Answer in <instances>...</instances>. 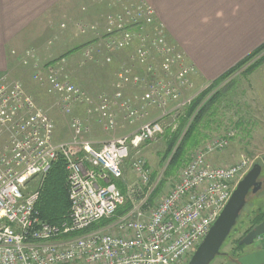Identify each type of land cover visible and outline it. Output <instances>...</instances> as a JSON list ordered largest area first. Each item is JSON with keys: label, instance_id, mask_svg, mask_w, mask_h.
<instances>
[{"label": "built area", "instance_id": "2783aa9c", "mask_svg": "<svg viewBox=\"0 0 264 264\" xmlns=\"http://www.w3.org/2000/svg\"><path fill=\"white\" fill-rule=\"evenodd\" d=\"M105 1L118 6L104 14L105 22L77 24L79 33L91 35L85 59L99 62L103 54V61L110 62L106 54L133 47L135 61L147 71L131 74L125 68L116 75L113 94L92 95L58 68H50L44 77L37 68L33 79L45 88L51 106L68 117L70 140L54 141L49 109L20 82L0 81V264H187L249 170L244 157L228 165L207 161L229 145L235 134L230 128L207 140L158 204L146 210L153 190L150 171L139 154H132L162 133L161 119L167 113L195 98L197 94L182 97V90L192 87L195 67L155 24L147 2ZM153 56L156 63L150 61ZM128 82L146 87L139 105L123 94L121 86ZM150 107L161 111L131 133L89 139L94 124L113 130L119 112L132 124L147 117ZM59 157L67 173L69 214L49 224L39 217L36 203L44 177ZM127 168L137 182L125 184L123 191L118 183ZM138 191L143 195L135 199ZM126 204L125 213L115 218Z\"/></svg>", "mask_w": 264, "mask_h": 264}, {"label": "rangeland", "instance_id": "374dc122", "mask_svg": "<svg viewBox=\"0 0 264 264\" xmlns=\"http://www.w3.org/2000/svg\"><path fill=\"white\" fill-rule=\"evenodd\" d=\"M137 1L138 0H133V2ZM100 2H102V0H87L86 3H89L88 7H90L91 3L92 6H94L101 4ZM130 2L131 0H129V3ZM73 6L74 2L67 1L59 2L49 9L43 15L44 25L37 33L39 34L38 40L40 38L45 39L50 33H53L56 30H59L56 32L64 31L62 30L65 29L63 13L68 10V8L71 9ZM107 7L109 13L114 12V10L118 8L114 3H107ZM86 13L88 12L86 11ZM101 15L102 12H95L94 14L88 13L84 16L85 24L101 25V23L106 20V17ZM78 28L79 31H82L81 26ZM90 29L94 28L90 27ZM64 40L65 38L62 33L59 39L51 40L50 36V40H46L44 45L47 47L50 44L63 42ZM83 52L80 48V50L72 52V55L67 58L64 57L58 60L54 59L51 63L47 64V62L39 61V58L37 57V49L31 48L25 52V54H27V58H31L33 64L28 60H24V58L20 59L21 63L24 65L19 64L12 74L9 73V75H2L0 81L5 79L9 83H12L15 81L19 82V80L24 78L30 80V77H33L34 74H36L37 68L41 73L48 72L50 68H58V71H61L62 74H66L73 82L78 83L81 87H85L86 89L95 92L97 87L95 88L94 84L98 83L102 85L101 90L108 92L110 89L106 87V84L109 83V80L106 79L108 73H114L117 75L118 72H124L125 68L130 69L131 74H141V72L145 73L147 71L146 65L135 61V48L133 47L112 51L109 54H106L110 57L111 61L112 59L114 61H120L117 65H113V63H110V65L108 64L109 62L103 61V54H100V59L98 60L101 62H95L92 59H89V57L85 59V54ZM262 57H264V49L249 60L243 62L237 70L230 74V77L227 80H224L218 86L209 83L205 87L206 89L211 88L207 93L208 95L206 99L218 89L221 90V93L219 98L216 99L217 101L213 103L210 108L211 115L206 114L204 117V123L203 121L200 122L201 126L195 137L197 145L189 147L186 150L184 160L181 163L178 162L171 165L170 160L174 148L177 146L176 144L180 143L182 137L186 134L190 120L193 117L192 115L188 118L190 115L187 111L192 101L189 104L182 105L178 110L167 113V115L161 119L162 133L157 135L153 140L143 144L138 153L133 152L132 154L133 156L139 154L150 171V182L153 186V190L149 195L146 210H151L158 204L160 199L170 190L173 183L178 180L181 171L190 158L204 147L207 140L214 137L224 136L228 130H231L230 128L234 129L235 134L229 139V145L222 151L210 154L209 156L212 157L209 158L208 156L207 161L212 164L228 165L235 163L239 158L244 157L247 160V166H250L249 169L255 163H259L262 166L259 176V180L262 182L261 189L257 193L250 194L247 197V202L241 211L235 226L232 228L230 234L221 246V253L219 256H216L211 264H237L230 260L229 256L237 258L242 254L264 246V236L258 237L250 245L238 246L237 244V239H241L244 231L249 228L252 218L256 214L264 212V58L261 59ZM157 60L158 58L153 56L150 61L156 63ZM30 82L31 84L33 83V88H31V91L33 90V92L30 91V93L33 94V98L37 99L43 108L49 109L48 113L53 118L54 141L59 142L70 140L72 138V133L68 129V117L57 112L54 109L53 104L51 106L45 88L35 84L34 80H31ZM121 88L124 90L127 88L133 90L132 93L135 94V97L131 100L135 105H139L140 97L146 89L144 85L134 86L131 82L122 84ZM205 88L199 87L198 85L193 88L192 83L191 88L182 90V97L185 99L190 93H192V95H198L201 91L205 90ZM206 99L203 103L206 102ZM153 110L155 111V114L151 115ZM160 111V109L158 110L157 108L150 107L148 109V117L152 118L157 112L159 114ZM118 115L119 117L115 129L105 131L99 128L101 134L98 138L96 136L98 131L96 129L93 131L91 130V135L90 133L88 134L89 139H109L111 137H117L127 131L125 126H132L136 123L130 124L125 121L122 112H119ZM128 133H130V131L125 134ZM174 135H176L175 139H173ZM172 140H174V143L169 152L167 147ZM134 182H137V179H135L132 171L127 168L124 173V179L119 185L124 191L126 185H132ZM142 195V191H138L134 193V198L139 199Z\"/></svg>", "mask_w": 264, "mask_h": 264}, {"label": "crops", "instance_id": "0c3cea01", "mask_svg": "<svg viewBox=\"0 0 264 264\" xmlns=\"http://www.w3.org/2000/svg\"><path fill=\"white\" fill-rule=\"evenodd\" d=\"M67 1L74 2L75 6L63 13L64 25L67 27L62 29L64 31L56 32L59 31L56 30L50 33L48 37L43 38L44 40L41 38L38 40L39 34L37 33L44 25L43 15L55 4ZM144 1L153 8L155 24L163 28L168 41L176 44L185 54L186 61L194 65L195 71L191 74L193 88L197 85L205 88L264 43V0ZM86 2L87 0H0V77L14 73L17 66L23 64L20 59L24 58L33 64L31 58H27L25 54L31 48L37 49L39 61L47 62V64L54 59L69 57L72 55L69 53L70 50L77 46H80L83 52L91 40V35L81 34L80 36L79 32L76 34L78 28L75 22L84 21V16L88 13L102 12L103 14L109 10L105 3L100 2L101 4L94 6L91 3L88 7L89 3ZM85 7L86 10H84ZM62 33L65 38L63 42L57 41L58 43L47 47L44 45L46 40H50V36L51 40L59 39ZM110 63L117 65L120 61L112 59L108 64ZM141 74L145 73L141 72ZM106 79L109 80L106 84V87L110 88L108 92L101 90L102 85L98 83L94 84L95 88L97 87L95 92L85 87L82 88L92 95L101 92L113 94L117 82L116 74L108 73ZM31 80H34L33 77H30V80L24 78L19 82L33 97L30 93L33 88ZM34 83L44 88L38 81L34 80ZM132 91L127 88L123 90V94L132 99L135 97ZM35 100L39 104V101ZM154 114L153 110L151 115ZM157 114L152 118L147 116L132 126H125L126 132L131 133L141 123L154 119ZM99 128L96 124L91 128L92 131L95 129L98 131L97 138L101 134ZM125 133L117 137L124 136Z\"/></svg>", "mask_w": 264, "mask_h": 264}, {"label": "trees", "instance_id": "16d2710c", "mask_svg": "<svg viewBox=\"0 0 264 264\" xmlns=\"http://www.w3.org/2000/svg\"><path fill=\"white\" fill-rule=\"evenodd\" d=\"M101 3H106L105 0H102ZM86 10V9H84ZM109 11V10H108ZM107 11V12H108ZM107 12L103 13L101 16H104ZM80 22L85 23V21H76V23L79 24ZM102 24V23H101ZM69 28L70 25L68 24ZM67 25H65V28ZM78 29L76 34H78ZM78 35L81 36V33ZM80 46H77L74 49H71L69 53L75 52L80 50ZM264 49V43L255 49L251 54H249L246 58H244L242 61H240L238 64L227 70L225 73H223L219 78L213 80L211 83L214 86H218L221 82L224 80H227L230 77V74L233 73L237 68L243 64V62L249 60L256 54H258L261 50ZM262 57L261 59H263ZM211 88H208L203 91H201L191 102L189 105L187 111L189 112L188 118H190L192 115V119L190 120L188 129L186 131V134L182 137L180 143L176 144L177 146L174 148L170 163L176 164L178 162H182L184 160V155L186 150L189 147L196 146V134L198 133L200 129V122L203 121L204 123V117L206 114H210V108L215 103L217 98H219L221 90L218 89L216 90L208 99L207 98V93L209 92ZM206 99V102L204 100ZM203 103L202 105H200ZM200 105V106H199ZM187 118V119H188ZM186 119V120H187ZM207 123V120H206ZM205 123V124H206ZM176 138V135H174V138ZM174 140L169 142L168 144V151L170 152L172 146H173ZM67 173L65 169V164L64 160L62 157H59L56 161H54L48 172L46 173L44 180L42 182V185L39 189V198L36 203V209L38 211L39 217L41 220L49 223V224H58L68 218L69 214V198H68V187H67V181H66ZM118 186L120 187L119 183ZM121 188V187H120ZM121 190H123L121 188ZM129 205L126 204L125 206L119 208L115 214V218L118 216H121L122 214L125 213V211L128 209ZM264 217V212L260 214H256L252 220L249 228H247L243 236L251 229L253 226L262 218ZM114 218V219H115ZM106 221H102L101 224L105 223ZM242 236V237H243ZM241 237V238H242ZM240 239H237V244ZM240 246V245H238Z\"/></svg>", "mask_w": 264, "mask_h": 264}, {"label": "water", "instance_id": "95a60500", "mask_svg": "<svg viewBox=\"0 0 264 264\" xmlns=\"http://www.w3.org/2000/svg\"><path fill=\"white\" fill-rule=\"evenodd\" d=\"M262 166L255 163L239 180L230 198L223 207L217 219L211 225L187 264H209L220 254L221 246L235 226L247 197L257 193L261 183L259 176ZM264 234V219L253 226L239 241L238 245L251 244L258 236ZM238 264H264V249L241 255L237 258Z\"/></svg>", "mask_w": 264, "mask_h": 264}, {"label": "flooded vegetation", "instance_id": "af4514ba", "mask_svg": "<svg viewBox=\"0 0 264 264\" xmlns=\"http://www.w3.org/2000/svg\"><path fill=\"white\" fill-rule=\"evenodd\" d=\"M259 181H260V180H259ZM260 183H261V186H260V189H261V187H262V182L260 181ZM260 189H259V190H260ZM263 219H264V217H263L261 220H259L256 224H258L259 222H261ZM256 224H255V225H256ZM255 225H254V226H255ZM260 236L263 237L264 234H263V235H260ZM260 236H258V237H260ZM258 237H257V238H258ZM257 238H256V239H257ZM253 242H254V241H253ZM253 242H252V243H253ZM252 243H251V244H252ZM243 245H244V244H243ZM248 245H250V244H248ZM241 246H242V245H241ZM263 249H264V246L261 247V248H258V249L251 250V251L248 252V253H251V252H254V251L263 250ZM220 253H221V252H220ZM248 253H245V254H248ZM242 255H244V254H242ZM217 256H219V255H217ZM240 256H241V255H240ZM215 258H216V257H215ZM215 258H214V259H215ZM229 258H230V260H232L233 262L237 263V258H238V257H237V258H232L231 256H229ZM214 259H213V260H214ZM213 260H212V261H213ZM212 261H211L209 264H211ZM237 264H238V263H237Z\"/></svg>", "mask_w": 264, "mask_h": 264}]
</instances>
